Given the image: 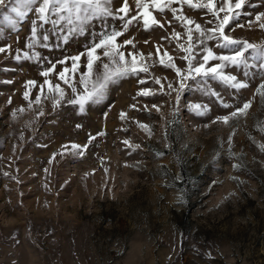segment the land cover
I'll return each mask as SVG.
<instances>
[{
	"label": "rangeland",
	"instance_id": "obj_1",
	"mask_svg": "<svg viewBox=\"0 0 264 264\" xmlns=\"http://www.w3.org/2000/svg\"><path fill=\"white\" fill-rule=\"evenodd\" d=\"M122 3L114 0L113 10ZM128 3L130 18L138 9L136 0ZM171 7L204 29L218 23L206 9ZM237 11L226 33L264 47V18L256 21L264 0H245ZM10 15L6 20L0 10L6 49L0 52V264H264V99L257 95L264 58L258 51H248L246 64L223 70L246 88L211 76L184 80L181 88L175 70L159 60L167 51L187 72L179 46H189L188 27L193 63L205 48L232 55L239 45L220 48L219 39L201 37L170 9L154 12L163 27L146 30L138 18L124 31V21L101 17L85 22L83 34L69 32L79 24H44L34 12L24 20ZM113 29L123 32L118 44L133 41L120 49L126 59L142 53L138 66L148 71L117 78L100 102L81 111L69 103L76 94L59 73L68 68L65 77L82 93L87 49ZM174 33H181L179 40ZM102 51L97 54L108 63ZM81 53L73 75L71 57ZM101 61L93 81L103 72ZM46 79L65 95L49 91ZM144 91L149 94L138 95ZM248 101L246 115L231 117ZM223 116L229 123L217 119Z\"/></svg>",
	"mask_w": 264,
	"mask_h": 264
},
{
	"label": "snow or ice",
	"instance_id": "obj_2",
	"mask_svg": "<svg viewBox=\"0 0 264 264\" xmlns=\"http://www.w3.org/2000/svg\"><path fill=\"white\" fill-rule=\"evenodd\" d=\"M113 2L114 0H0V10H3V16L6 20H11L10 14H15L19 20H24L28 17L29 13L34 12L38 20L44 24L49 22L54 26L61 25V22H66L69 26L79 24L80 27L78 29L76 27H70L69 32L74 33L79 31L83 34L85 31L83 26L85 22L100 19L101 17H112L124 21V31H127L128 26L138 18H142L146 30L152 26L163 27V24L155 18L154 12L158 11L163 14L166 10L170 9L173 18L182 21L185 26L194 24L195 31L199 33L201 37L207 36V39L209 40L219 39V41H221L219 44L220 48H230L239 45L232 55H218L212 50V48H205V55L202 57V60L198 63H193V61L196 60V57L193 55V29L188 27L186 34L189 46L186 48L183 45L179 46L181 51L187 53V55L182 57V59L186 60L188 63L187 72L185 73L179 67H176L173 62V57L170 56L167 51L163 53V56L159 60L160 64L175 70L177 76L181 78V88L185 86L183 83L184 80L209 76L218 78L236 89L246 88L248 87L246 83L239 81L234 75L225 73L223 71L224 68L229 64L233 66H239L242 63L246 64V54L249 50L258 51V54L264 58V47L258 49L257 45L248 41L237 40L226 33V29L232 21L238 19L239 12L237 10L243 8L245 0H136V8L138 11L136 15H132L130 18H128L131 11L128 0H123L121 6L115 10L112 8ZM173 4H187L191 8L206 9L207 12L212 14L218 23L215 28L204 29L199 23L184 16L182 8L178 9L176 7H171ZM221 13H223V16H221ZM52 17H55V19ZM262 18H264V13H259L256 16V21H260ZM168 23L170 24L171 21H168ZM209 23H211V21H209ZM260 27L264 28V24H261ZM31 32L32 38L35 39L37 37L36 20L32 21ZM122 35V31L115 29L110 33L102 31L99 33L100 38L98 42H94L88 47L86 52V71L81 73L79 81L84 88L82 93L77 94L78 89L75 84L69 83V79L65 77V73L69 71L68 68H65L59 73V79L64 81V83L69 84V87L72 88V92L76 94L74 99L69 100V103L79 105L81 111L84 110V106L88 102H100V100L104 98L109 83L114 82L117 78L148 71L147 65L138 66L137 56L139 55V57L143 59L142 53H128V56L131 57V61L129 62L126 59L125 53L120 50L121 47L124 45H132L134 47V44L131 39L123 41V45L118 44L117 38ZM174 36L179 40L181 33H174ZM68 38V36L63 37L65 43L68 42ZM43 39L45 41L48 40V35L45 34ZM200 43L203 44L204 41L201 40ZM44 46L47 47V45ZM28 47H32V45L29 44ZM97 50H103L102 55L108 59V63H103L101 61V55L97 54ZM5 51L6 49L4 47H0V52ZM82 55L85 54L81 53L80 55L71 57V71L73 75L79 70L78 61L81 59ZM157 55H160L159 47L157 48ZM149 56H151V53ZM163 57H167V63H165ZM17 59H19V57H17ZM97 61H101L103 72L97 76L95 81H93L94 67ZM209 61H219V63L209 65ZM60 63H65V61H60ZM261 66L264 67V64ZM54 67L55 66L53 65L52 68L42 72L41 75L47 77L49 73L54 70ZM27 83L35 85L36 82L28 81ZM90 83L91 88H89ZM141 83H144V81H141ZM156 83H160L159 79L156 80ZM45 84L49 86V91H55L59 93L61 97L65 95L59 84L52 85L47 79L45 80ZM168 87L171 88L172 86L168 85ZM41 90H43V86H41ZM148 94L147 91L138 93V95ZM24 95L25 99H28V92H25ZM257 95H260L262 99H264V84H261L257 89ZM39 100L40 96H37L36 102H39ZM196 107L199 108L200 106L197 105ZM225 107H227V105H225ZM250 107L251 101L245 102L242 107H238L236 111L231 113V117L246 115L247 110ZM217 119L222 120L227 124L229 123L230 117L223 116L218 117ZM142 127L147 128V125H142ZM229 139H231V137ZM125 143L127 144L129 142L125 141ZM72 147L79 149L86 146L73 145ZM261 147L264 149V146Z\"/></svg>",
	"mask_w": 264,
	"mask_h": 264
},
{
	"label": "trees",
	"instance_id": "obj_3",
	"mask_svg": "<svg viewBox=\"0 0 264 264\" xmlns=\"http://www.w3.org/2000/svg\"><path fill=\"white\" fill-rule=\"evenodd\" d=\"M181 174H182V179L183 181H185V178H184V172L181 170Z\"/></svg>",
	"mask_w": 264,
	"mask_h": 264
}]
</instances>
